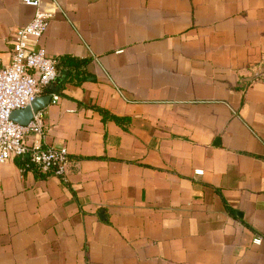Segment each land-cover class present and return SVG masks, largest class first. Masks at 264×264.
Segmentation results:
<instances>
[{"label": "crops", "instance_id": "crops-1", "mask_svg": "<svg viewBox=\"0 0 264 264\" xmlns=\"http://www.w3.org/2000/svg\"><path fill=\"white\" fill-rule=\"evenodd\" d=\"M42 4L70 164L0 167V264H264V0ZM34 15L0 0V69Z\"/></svg>", "mask_w": 264, "mask_h": 264}, {"label": "built area", "instance_id": "built-area-1", "mask_svg": "<svg viewBox=\"0 0 264 264\" xmlns=\"http://www.w3.org/2000/svg\"><path fill=\"white\" fill-rule=\"evenodd\" d=\"M35 9L33 19L14 36L12 63L0 69V167L13 158L25 160V168L34 166L43 174L66 181L70 155L66 147H43L44 114L37 112L24 126L11 119L13 111L29 106L58 77V59L48 56L43 47L31 48L47 32L55 11L45 10L42 0H22ZM264 78V67L253 72L252 79ZM58 101V96H53ZM34 135L30 141L29 136ZM24 170V169H23ZM260 243L261 239H256Z\"/></svg>", "mask_w": 264, "mask_h": 264}, {"label": "water", "instance_id": "water-1", "mask_svg": "<svg viewBox=\"0 0 264 264\" xmlns=\"http://www.w3.org/2000/svg\"><path fill=\"white\" fill-rule=\"evenodd\" d=\"M52 99L53 95L39 96L26 108L13 111L11 119L18 124L26 126L31 122L37 112L44 110L50 105Z\"/></svg>", "mask_w": 264, "mask_h": 264}, {"label": "trees", "instance_id": "trees-1", "mask_svg": "<svg viewBox=\"0 0 264 264\" xmlns=\"http://www.w3.org/2000/svg\"><path fill=\"white\" fill-rule=\"evenodd\" d=\"M62 63L70 65V66H74V67H77V65H79L81 67H85L87 62L84 61V60H78V59H73V58H70V57H65V58H63V61L61 62V64ZM84 77L85 76L79 77L78 83L83 81ZM102 112H103V114H105V111H102Z\"/></svg>", "mask_w": 264, "mask_h": 264}]
</instances>
